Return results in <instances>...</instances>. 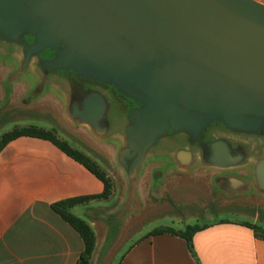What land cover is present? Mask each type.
<instances>
[{"label":"water","instance_id":"obj_1","mask_svg":"<svg viewBox=\"0 0 264 264\" xmlns=\"http://www.w3.org/2000/svg\"><path fill=\"white\" fill-rule=\"evenodd\" d=\"M23 35L35 38L23 64L49 50L55 58L43 63L45 71L69 69L145 102L129 111L118 154L130 197L146 150L167 126L197 133L219 120L248 132L264 120V4L258 1L0 0V37ZM104 110L103 97L92 93L68 106L67 117L103 137ZM129 153L136 155L130 166ZM254 177L264 195V159Z\"/></svg>","mask_w":264,"mask_h":264},{"label":"crops","instance_id":"obj_2","mask_svg":"<svg viewBox=\"0 0 264 264\" xmlns=\"http://www.w3.org/2000/svg\"><path fill=\"white\" fill-rule=\"evenodd\" d=\"M10 71L12 69L6 73ZM10 85L8 97L2 93L0 99V137L16 129L32 127L28 123H12L22 118L19 115V100L14 96L19 86L16 82ZM65 97L66 108L75 103L68 91ZM18 115L20 117L16 118ZM4 122L10 123V126L2 127ZM79 125L88 129L85 125ZM113 141L122 143L118 138ZM222 150L225 151V148ZM218 159L223 161L220 157ZM229 159V165L221 163L219 167L215 157L201 165L193 163L192 157L186 155L185 162L176 170L187 173L197 168L225 180L251 185L256 190L254 170L253 177L249 172L250 164L235 165ZM155 167L163 168L161 165ZM103 192L104 184L86 166L68 156L50 140L20 136L9 141L0 150V264H76L84 250L83 241L72 227L54 213L52 206L66 200L97 197ZM126 201L132 205L125 210V223L133 219L141 220L145 204L149 203L148 197L139 198L135 189ZM137 206L141 214L137 212ZM90 207L94 206L82 204L70 212L86 221L93 230L95 247L91 262H95L102 247L97 240L99 223L89 217ZM249 217H252V222L221 219L191 225L184 214L176 213L168 221L172 227L176 222L175 231H182L187 226H205L192 238L194 257L185 241L179 237L169 234L145 237L153 229L138 235L124 249V242L118 246L115 243V255L119 253L116 264H264V239L256 237L253 230L244 225L257 226L261 221L257 214Z\"/></svg>","mask_w":264,"mask_h":264},{"label":"rangeland","instance_id":"obj_3","mask_svg":"<svg viewBox=\"0 0 264 264\" xmlns=\"http://www.w3.org/2000/svg\"><path fill=\"white\" fill-rule=\"evenodd\" d=\"M255 1L264 4V0ZM25 41L24 37L16 41L0 37V99L3 97L2 93L5 94L4 97H8L11 83L16 82L19 86L14 96L19 100L17 103H20L21 117L18 115L16 118L22 119L12 123H28L32 126L28 128L48 132L58 143L79 152L88 164L103 174L108 184L106 199L83 203L94 206L90 207L89 217L99 223L97 240L102 247L97 260L91 262L90 258L89 264H116L119 253L115 255V243L118 246L124 242V249L140 234L167 227L176 229V222L173 227L168 224L176 213L184 214L191 225L221 219L252 222V217L249 216L257 214L261 221L257 223V227L264 229V195L257 193L251 185L225 180L197 168L187 173L164 167L156 168L153 159L147 160L139 171L135 186L139 198L148 197L145 213L141 220L133 219L125 223V210L132 205L126 199L130 198L132 187L118 162L123 142L113 141L117 131L105 132V136L99 137L67 117V91L92 82L69 69L40 71L34 66L35 58L23 64L24 48L21 45ZM10 69L12 71L6 73ZM101 86L99 87L102 88ZM115 100L116 98H111L109 102L113 103ZM0 106L1 110L2 104ZM5 122L2 127L10 126V123ZM110 123L108 118L100 126L105 125L110 129ZM101 128L105 130V127ZM245 139V143L249 141L248 138ZM254 143L259 146L258 153L264 157V132L256 133ZM178 178L181 179L177 181ZM136 208L141 214L138 206ZM193 216L197 217V222Z\"/></svg>","mask_w":264,"mask_h":264},{"label":"flooded vegetation","instance_id":"obj_4","mask_svg":"<svg viewBox=\"0 0 264 264\" xmlns=\"http://www.w3.org/2000/svg\"><path fill=\"white\" fill-rule=\"evenodd\" d=\"M23 37L26 41L21 47L25 51L28 46L35 42V38L30 35H23L21 38ZM34 58L36 59L34 66L40 71H45L43 63L52 61L55 58V52L45 50L36 55H32L29 60ZM85 80L92 82V84L76 86L74 89L68 91V95L75 103H80L88 94L96 93L102 96L105 101V110L104 118L99 123V127H105L106 133L117 131L115 138L122 140L123 145L121 148L123 149L125 130L129 126L128 113L130 110L143 107L145 102L132 99L111 83H104L98 80ZM140 95L144 98L142 94ZM111 98H116V100L111 103L109 102ZM111 111L113 113H110ZM108 118L111 120L108 126L110 125L112 128L109 129L105 125L100 126ZM259 132H264V120L260 127L248 132L229 129L219 120L210 121L197 133L185 130L173 131L167 126L166 132L157 138L154 144L146 150L143 163H146L149 159H153L152 162L156 165L161 164L164 168L176 169L185 162L186 155L192 157L193 163L201 165L208 163V161L210 162L214 157L217 159L220 157L223 160L222 163L228 164L227 159L230 157L228 161L233 160V164L235 165L250 164L251 170L249 172L251 177H253V170L256 163L264 159L258 153L259 146L254 143L255 135ZM245 138L249 139L246 143ZM224 148L227 149V153L222 150ZM135 158L136 155L132 157L131 153H129L128 158H126L127 165L130 166Z\"/></svg>","mask_w":264,"mask_h":264},{"label":"trees","instance_id":"obj_5","mask_svg":"<svg viewBox=\"0 0 264 264\" xmlns=\"http://www.w3.org/2000/svg\"><path fill=\"white\" fill-rule=\"evenodd\" d=\"M20 136H30V137H37V138L50 140L68 156H70L74 160L86 166L104 184V192L100 196L92 197V198H78V199L66 200L52 206V210L54 211V213H56L65 223H67L70 227H72L83 241L84 250L80 255L76 264H89L95 246L94 232L86 221L80 219L79 217L74 216L70 212V210L87 201L106 199L107 196L106 192L108 188L107 181L104 179L103 174L100 173L96 167L88 164L87 161L79 154V152L71 150L70 148L58 143L49 135L48 132H45L41 129L26 128L20 130H13L12 132L3 134L0 137V150L9 141L14 140L15 138ZM244 225L252 229L256 237L264 239V229H260L259 227L251 224H244ZM203 228H205V226L200 227L195 225V226H187L182 231H175L171 228L155 229L151 231L149 234H147L145 237L159 235V234H169L175 237H179L185 241L190 254L194 257L195 255L193 252L192 238L196 232L202 230Z\"/></svg>","mask_w":264,"mask_h":264}]
</instances>
